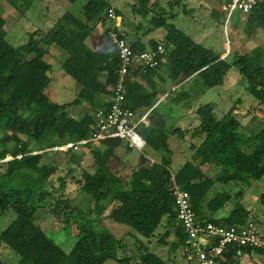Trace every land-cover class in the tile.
I'll list each match as a JSON object with an SVG mask.
<instances>
[{
    "label": "trees",
    "instance_id": "16d2710c",
    "mask_svg": "<svg viewBox=\"0 0 264 264\" xmlns=\"http://www.w3.org/2000/svg\"><path fill=\"white\" fill-rule=\"evenodd\" d=\"M6 1L21 14L35 2L36 11L39 7L43 9L45 2L49 3L48 0ZM181 2L171 0L169 3L173 6ZM110 8L121 17L113 0H85L82 16L64 7L56 16L49 15L51 21L45 22L47 16L43 13L45 20L41 18V24L29 31L27 41L19 46L7 38L6 18L0 10V216L12 214L8 225L0 230V247L15 251L18 264H103L113 257L121 264H175L149 245L156 235L165 242L172 229L176 235L172 247L183 249L186 234L177 222L175 184L191 194L199 220L239 225L248 219L256 220L240 197L254 180L264 176V126L248 134L235 111L236 106L218 116L213 103H203L196 108L198 123L192 126L160 127L139 122L136 131L146 140V146L162 153L148 163L144 152L141 163L129 175L113 165L116 149L122 142L125 141L129 151L132 149L125 139L107 137L98 145L90 141L83 144L90 146L95 165L93 170L83 169L79 179L81 192L75 202L85 206L86 213L77 210L70 199L56 198L55 191L46 186L59 166L50 159L47 148L89 138L94 130L96 112L108 110L114 103L121 58L109 37L111 29L125 38L134 51L156 49L161 43L166 49L157 56L155 67L139 63L128 67L122 80L126 107L134 111L151 107L165 91L163 86L167 79L180 86L194 79L203 91L221 85L232 67L246 81V91L258 107H264V45H256L246 52H228L222 58L221 52L198 42L179 28L174 22L177 13H168L161 0H136L132 4L135 13L148 19L152 26L165 28L162 39L152 38L147 47L139 38L134 40L131 30L123 28L121 21L120 25L114 24L109 16ZM222 13L225 16V11ZM99 25L103 30L98 35L99 45L95 47L88 39L96 34ZM245 28L249 35L260 28L264 31V0H256L246 13ZM53 45L65 52L60 65L78 84L76 96L66 102L54 101L47 90L54 69L47 54ZM161 69L165 70V75ZM79 105L85 109L76 116L70 108ZM155 111L151 109V117L155 116ZM188 135L198 137L199 141L190 142L192 158L188 157L173 172L169 139L175 137L185 141ZM36 149L45 150L36 152ZM72 150L73 147L62 151L71 153ZM9 155L11 158L6 160ZM204 166L215 168V172L210 173ZM67 177L57 176L56 191L65 189ZM217 182H234L238 190L234 194L229 190H217L207 199ZM233 196L238 201L229 215L213 216ZM51 198L54 199L52 203ZM258 200L264 205V192ZM49 204L53 212L65 219L77 210L78 238L69 251L36 222L37 210ZM110 205H113L110 211L113 222L128 225L127 233L145 238L137 240V249L132 255L118 256L117 251L123 244L114 230L101 222ZM163 226L164 232H160ZM243 252L264 253V247H244ZM183 255L186 259L187 253L183 251ZM185 264L191 263L186 260ZM221 264H241L240 256L231 248Z\"/></svg>",
    "mask_w": 264,
    "mask_h": 264
},
{
    "label": "rangeland",
    "instance_id": "374dc122",
    "mask_svg": "<svg viewBox=\"0 0 264 264\" xmlns=\"http://www.w3.org/2000/svg\"><path fill=\"white\" fill-rule=\"evenodd\" d=\"M45 2L44 8H38L36 11V3L27 10L25 14L9 4L6 0H0V10L3 16L6 18L5 28L7 32V38L11 43L19 46L27 41L29 31H32L42 22V17L45 15L47 19L45 22L51 21L49 15H57L63 10V7L69 6L78 15L82 16V6L85 0H76L74 4H71L67 0H48ZM136 0H113L115 7H118L121 11V23L123 28H129L134 36V40L139 38L143 43L147 44L152 39H162L165 33L163 26L156 28L150 24L148 19H144L141 15L135 13L132 9V4ZM171 0H161V4L167 9L168 13L175 12L177 16L174 18L176 25L191 35L198 42L204 43L208 47L214 48L216 51H224L230 53L246 52L252 49L256 45H264V31L260 28L253 34H247L245 28L246 13H240V11L234 12L232 20L229 22L228 27L225 28V24L220 20L218 8L221 6L224 0H182L181 3H174L172 6L169 2ZM51 2V3H50ZM55 3V5H54ZM48 6H52L50 10ZM71 6V7H70ZM218 7V8H217ZM61 10V11H60ZM42 12V13H41ZM45 13V15L43 14ZM151 15V14H150ZM166 15H169L166 13ZM42 18V19H41ZM46 18V17H45ZM45 18L43 20H45ZM224 18V17H223ZM150 28V30H149ZM102 32V28H98L96 34H93L89 40L93 46L99 45L98 35ZM133 40L130 39V42ZM225 43L228 44L227 48ZM64 51L58 46L53 45L49 48L47 59L53 62L54 69L51 72L52 80L48 87L51 98L57 102H66L72 100L78 91L77 82L67 74L60 62L63 59ZM164 75L166 74L164 69L160 70ZM171 80H168L164 84V92L166 98L156 104L155 113L158 114L159 124H165L167 127L172 126H186L196 122V110L199 105L203 103L216 104V114L222 116L229 108L236 106L238 117L243 122H250L252 126L262 127L261 118L263 115L262 110L264 107H258V103L253 96L246 91V81L241 78L239 72L232 67L229 69L223 84L216 85L214 87L202 90V86L194 79L184 82L183 85L178 87H172ZM161 97L163 98V96ZM160 99V96L157 98ZM156 99V100H157ZM157 100V101H158ZM154 104V103H153ZM152 104V105H153ZM191 106V107H190ZM257 106V107H256ZM85 106H73L70 111L79 116L83 113ZM152 108L147 107L146 112ZM248 114H251L248 116ZM147 123L148 117L146 119ZM138 130V129H137ZM2 131L0 129V137ZM188 143L183 140H177L175 137L169 139V144L172 149V163L171 169L173 172L177 171L179 166L188 158H192L190 150V138H187ZM98 141V140H96ZM99 143H96L98 145ZM130 147V146H129ZM90 146L82 145L79 149L72 150L71 153L60 151L56 149L49 150L50 159L53 158L59 166L56 172L51 176V180L48 181L46 186L50 190L55 191L56 198L70 199L74 202L77 210H81L86 213V207L77 201V196L81 192V179L83 169H94V162L91 153L89 152ZM45 149H36L35 151H43ZM147 154V161L151 163L160 154L161 151H155L147 146L143 150L132 148L130 151L127 148V144L122 142L116 149V159L113 161L115 168H122L124 174L129 175L132 169L137 167L141 163V157L143 153ZM11 156H7L10 159ZM75 158L80 159L79 163ZM194 158V155H193ZM204 166V168L210 173L215 172V168ZM4 168V167H3ZM72 170V171H70ZM68 175L66 180L65 189L60 192L54 188L58 186V175ZM16 181V180H15ZM14 181V182H15ZM222 184V183H221ZM217 190H229L233 194L238 190V186L234 182L222 185L216 184L212 189L207 199L213 197ZM264 192V176L259 180H254L250 187L246 188V196L241 203L249 207L252 214H254L256 221L259 224L261 232L264 234V205L258 200L259 195ZM238 199L233 196L225 207L217 210L213 213L215 217L227 216L233 208L236 207ZM54 202V199H50V203ZM51 205L47 208L42 207L35 213L36 222H38L45 232L53 238L62 248L66 251L71 250L75 244L78 235L75 220L77 218V210L68 214L67 219L59 217V215L52 211ZM113 205H110L105 211V216L102 218V224H105L110 230H114L116 237L120 239L123 247L117 251L120 255H132L136 249L140 239L145 240L143 236L132 233L129 234L126 231L130 230L128 225H122L117 222H113L110 218V211ZM12 219V214H5L0 216V230L5 228ZM163 228H160V232H164ZM176 240V235L170 230L169 236L165 242L159 240V236L156 235L149 242L152 250L156 251L165 259H168L175 264H185L186 259L183 255L182 247L174 249L172 242ZM18 254L11 248L1 246L0 247V264H18ZM241 264H264V253L252 252L243 253L240 255ZM103 264H121L116 258H109Z\"/></svg>",
    "mask_w": 264,
    "mask_h": 264
},
{
    "label": "built area",
    "instance_id": "2783aa9c",
    "mask_svg": "<svg viewBox=\"0 0 264 264\" xmlns=\"http://www.w3.org/2000/svg\"><path fill=\"white\" fill-rule=\"evenodd\" d=\"M255 1L229 0L224 2L221 10L225 11L223 18L225 28L232 20L231 17H233L234 12L248 13ZM109 16L114 19L115 25H120L121 17L115 14L113 8L109 9ZM109 37L116 45L121 58L119 81L116 94L113 97L114 103L108 110L96 112L94 130L89 138L81 139L75 143L68 142L56 146L54 149L67 150L73 147L76 150L89 141L96 144L107 137H120L125 139L130 147L140 150L146 145V140L138 134L136 126L139 122L147 123L146 119L151 110L138 115L137 111L123 104L124 87L122 80L128 67L134 63L150 67L157 66V56L165 53L166 49L161 43L156 49L134 51L130 43L113 29L109 31ZM162 99L164 97H161L152 106L154 107ZM173 194L177 210V222L186 234L183 251L187 253L186 260L191 264H221L225 258V253L231 248H234L236 254L240 256L244 253V247L253 249L264 247V234L256 220L248 219L241 225L199 220L191 200V194L178 184H175Z\"/></svg>",
    "mask_w": 264,
    "mask_h": 264
},
{
    "label": "crops",
    "instance_id": "0c3cea01",
    "mask_svg": "<svg viewBox=\"0 0 264 264\" xmlns=\"http://www.w3.org/2000/svg\"><path fill=\"white\" fill-rule=\"evenodd\" d=\"M223 3H224V2H223ZM223 3H222V4H223ZM222 4H221V6H222ZM70 5H71V4H70ZM221 6H220L219 8H218V7H217V8H218V10L221 11V13H222ZM64 7H65V6H64ZM64 7H63V9H64ZM70 7H71V6H70ZM65 8H69V6H66ZM222 14H223V13H222ZM220 17H221L220 20L223 21V17H224V16H223V17L220 16ZM232 18H233V17H232ZM100 27L102 28V26L99 25L98 28H100ZM98 28H97V29H98ZM102 30H103V28H102ZM227 46H228V44L225 43V47H226V48H227ZM227 54H228L227 50L221 51V57H222V58L225 57V56H227ZM189 81H190V80H189ZM166 82L168 83V79L165 81V83H166ZM165 83H164V84H165ZM171 86H172V87H178V86H180V85L177 86V85H174V84L172 85V84H171ZM163 87H164V86H163ZM162 96L164 97V99H162V101H163V100H165V98H166L165 96H166V95L163 94ZM160 98H161V96H160ZM157 100H158V99H157ZM157 100H156V101H157ZM156 106H157V105H156ZM156 106H154V107L151 106V107H152V109L155 108V110H156ZM190 107H191V106H190ZM257 108H260V107H257ZM146 109H147L146 107L141 108V109H138V110H137L138 115H141L142 113L146 112ZM215 109H216V104H215ZM195 110H196V108H195ZM235 111H236V113L239 112L237 109H236ZM262 112H263V115H262V118H261L260 120H261V122H262V124H263V126H264V110H262ZM250 115H251V114H248V116H250ZM157 116H158V114L155 113V116H154V117H151V114H150V112H149V114H148V116H147V117H148V121H149L148 123H154V124L159 125L160 127H163V126H164V127H167V125L165 126V124H162V125L159 124V122H158L159 118H158ZM241 122H242V124H243V128H244V130H245L248 134L255 133V132H257V131L261 128L260 126L257 127V128H256L255 126H252V124H251L250 122H243L242 120H241ZM197 123H198V119H197V116H196V122H195V123H192V124H189V125H186V126L196 125ZM177 126H178V125H177ZM180 126H181V125H180ZM263 126H262V127H263ZM182 127H184V126H182ZM187 138H190L189 141H190V142H193V143L199 141V138H198V137L193 138V137H190V136L188 135V136L186 137V140H185L187 143H188V141H187L188 139H187ZM209 167H210V166H208L207 168H209ZM210 168H211V167H210ZM252 183H253V182H252ZM216 184H220V185H222V184L219 183V182H217ZM216 184H215V186H216ZM250 186H251V185H250ZM245 189H246V188H245ZM245 196H246V191H245V194H244L243 197H242V200L244 199ZM244 205H245V204H244ZM245 206H246V205H245ZM246 207L249 209L248 206H246ZM251 214H252V212H251Z\"/></svg>",
    "mask_w": 264,
    "mask_h": 264
},
{
    "label": "clouds",
    "instance_id": "9594fccd",
    "mask_svg": "<svg viewBox=\"0 0 264 264\" xmlns=\"http://www.w3.org/2000/svg\"><path fill=\"white\" fill-rule=\"evenodd\" d=\"M146 146V145H145ZM143 150V149H142Z\"/></svg>",
    "mask_w": 264,
    "mask_h": 264
}]
</instances>
